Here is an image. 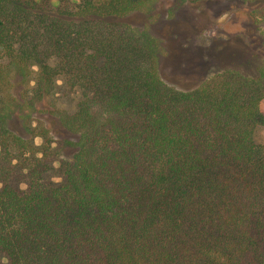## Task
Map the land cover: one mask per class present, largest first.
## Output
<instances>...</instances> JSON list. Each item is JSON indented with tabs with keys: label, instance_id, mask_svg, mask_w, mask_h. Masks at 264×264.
<instances>
[{
	"label": "trees",
	"instance_id": "trees-1",
	"mask_svg": "<svg viewBox=\"0 0 264 264\" xmlns=\"http://www.w3.org/2000/svg\"><path fill=\"white\" fill-rule=\"evenodd\" d=\"M49 1L0 0L7 264H264V68L179 90L158 40L123 22L157 0ZM56 87L79 96L72 113ZM61 143L75 154L52 182Z\"/></svg>",
	"mask_w": 264,
	"mask_h": 264
},
{
	"label": "rangeland",
	"instance_id": "rangeland-1",
	"mask_svg": "<svg viewBox=\"0 0 264 264\" xmlns=\"http://www.w3.org/2000/svg\"><path fill=\"white\" fill-rule=\"evenodd\" d=\"M49 3L51 8L57 6L55 0ZM123 22L138 31L145 29L158 40L159 74L179 90L194 89L223 71L256 77L259 69L264 68L263 1L157 0L149 13L132 14ZM32 72L33 79L36 70ZM53 96L54 100L48 98L50 104L67 113L75 110L79 99L77 94L64 93L58 87ZM36 112L51 129L54 141L63 142L64 138L75 141L70 134L61 135L56 117L40 109ZM255 140L264 143V129L256 133ZM39 143L40 139H35V145ZM61 146L63 143L59 144V153L53 156L54 171L49 175L52 182L60 180L62 162L71 161L75 154L73 148ZM0 264H7L1 255Z\"/></svg>",
	"mask_w": 264,
	"mask_h": 264
}]
</instances>
